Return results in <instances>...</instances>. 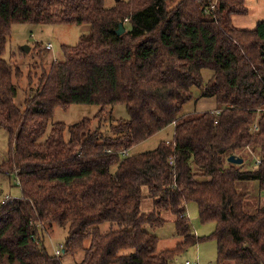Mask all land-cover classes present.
<instances>
[{
	"label": "trees",
	"instance_id": "trees-1",
	"mask_svg": "<svg viewBox=\"0 0 264 264\" xmlns=\"http://www.w3.org/2000/svg\"><path fill=\"white\" fill-rule=\"evenodd\" d=\"M105 1L0 0V127L8 143L0 173L14 174L20 187L18 198L0 202V264H62L40 236L51 224L67 227L63 252L83 251L79 264H173L207 240L216 243V264H264V205L246 211L238 190L254 181L264 191V18L250 30L236 27L245 0ZM15 24L89 25L76 44L61 46L23 109L14 102L20 71L3 58ZM193 88L219 108L182 117ZM74 104L100 106L99 121L123 104L128 119L110 126L114 137L91 132L88 118L57 122L45 136L55 109ZM173 124L171 140L121 156ZM246 150L259 156L245 158ZM230 155L243 162H228ZM190 203L202 224L214 223L208 236L193 231ZM164 213L180 241L158 251L144 226L160 227ZM106 222L117 228L100 233Z\"/></svg>",
	"mask_w": 264,
	"mask_h": 264
},
{
	"label": "rangeland",
	"instance_id": "rangeland-1",
	"mask_svg": "<svg viewBox=\"0 0 264 264\" xmlns=\"http://www.w3.org/2000/svg\"><path fill=\"white\" fill-rule=\"evenodd\" d=\"M178 0H173L172 4ZM216 1V0H214ZM247 11L241 15H235L232 18L233 24L240 29H253L257 21L264 18V0H245ZM114 5V0H106L105 7ZM89 25H27L15 24L11 28V33L7 38L3 58L12 64V67H18L20 73L15 76L13 82L17 88V95L14 99L16 106L23 109L25 99L32 94L43 70L48 71L50 63L61 56L62 45H74L78 42L81 35L87 34ZM41 42L40 54L41 58L35 52V43ZM51 44V49H46V45ZM28 45L29 51L23 52L22 46ZM204 81L211 76L208 69L202 70ZM193 98L184 105L181 112L182 117H190L205 111H215L219 108L214 97L205 96L201 89H192ZM100 106L74 104L66 109L56 108L52 118L48 121L46 134H49L53 124L60 122L66 126L79 123L85 118L92 120L91 132L98 130L103 138L114 137L110 131V126L117 121L128 119L126 108L123 104H117L111 108V111L102 121L94 118ZM259 115L257 116V118ZM174 124L166 127L147 140L133 146L131 149L121 153V156L146 152L157 147L162 140H171L173 135ZM68 130L65 131V138H68ZM8 150L7 133L0 127V162L6 157ZM255 153V152H253ZM242 154V152H240ZM258 155V153H255ZM250 150H246L244 157L255 155ZM259 156V155H258ZM256 157H254L255 159ZM260 159V157H258ZM257 159V160H258ZM257 160L253 162L256 165ZM248 158L244 162L243 169L249 168ZM114 168L112 169V171ZM239 192L245 194L244 206L248 212H254L259 206L264 205V191L258 187V183L254 181L238 182ZM20 195V187L14 174L0 173V202L7 196L10 198H18ZM151 200L144 199L141 210H152ZM187 214L191 222V227L197 236H208L214 230V223L202 224L198 218L197 206L194 203L188 204ZM165 222L160 227L151 228L144 226V229L155 235L158 239L157 250L172 248L180 241V238L174 233V225L172 216L164 213L162 216ZM116 229V223H102L99 225L100 233H106L110 229ZM40 236L47 252L51 255L55 251H61L59 258L62 264H79L84 256V252L77 254H69L63 252V245L68 236L67 227L58 224L45 225L40 229ZM90 245V239H86L84 246ZM188 260L194 262L197 260L199 264H216V243L212 240L201 241L196 246L189 248L182 255L178 256L173 264H184Z\"/></svg>",
	"mask_w": 264,
	"mask_h": 264
},
{
	"label": "water",
	"instance_id": "water-1",
	"mask_svg": "<svg viewBox=\"0 0 264 264\" xmlns=\"http://www.w3.org/2000/svg\"><path fill=\"white\" fill-rule=\"evenodd\" d=\"M123 32H124V26H123V23H120L116 33L118 35H121ZM21 49L23 50V52H28L29 51V46L28 45H24V46H22ZM227 161L230 162V163L238 165V164H241L243 162V159H241V158H239V157H237L235 155H230V156H228Z\"/></svg>",
	"mask_w": 264,
	"mask_h": 264
},
{
	"label": "built area",
	"instance_id": "built-area-1",
	"mask_svg": "<svg viewBox=\"0 0 264 264\" xmlns=\"http://www.w3.org/2000/svg\"><path fill=\"white\" fill-rule=\"evenodd\" d=\"M211 8H213V5H211ZM45 47H46V49H51L52 48L51 44H47ZM257 163H259V160H257ZM59 253H60L59 250L55 251V255H58ZM184 264H199V262L197 260H195L194 262H190V261L186 260L184 262Z\"/></svg>",
	"mask_w": 264,
	"mask_h": 264
},
{
	"label": "crops",
	"instance_id": "crops-1",
	"mask_svg": "<svg viewBox=\"0 0 264 264\" xmlns=\"http://www.w3.org/2000/svg\"><path fill=\"white\" fill-rule=\"evenodd\" d=\"M166 141H169V140H166ZM187 209H188V207H187ZM188 215V214H187Z\"/></svg>",
	"mask_w": 264,
	"mask_h": 264
}]
</instances>
